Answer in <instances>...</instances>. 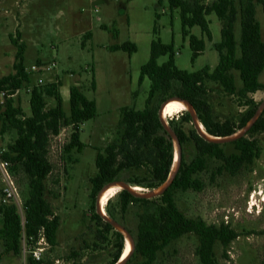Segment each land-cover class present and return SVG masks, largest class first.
<instances>
[{"label":"rangeland","instance_id":"obj_1","mask_svg":"<svg viewBox=\"0 0 264 264\" xmlns=\"http://www.w3.org/2000/svg\"><path fill=\"white\" fill-rule=\"evenodd\" d=\"M199 1L209 4L213 0ZM246 2L247 0H234L238 10ZM91 3L92 0H83V5L78 9L90 20L86 28L78 26L65 29L63 21L66 19L67 11L61 6L47 9L40 19L31 22L32 32L26 41L25 63L29 66L26 70L41 63L54 62L55 67L51 71L29 72V82L24 83L13 97L15 104L22 108L23 114L29 115L28 102L31 91L34 88L44 89L50 83L57 85L60 79L61 90L67 96L63 99V110L67 117L69 101L65 91H68V88L75 83L81 86L83 94L89 100L95 101L97 115L81 126L80 142L83 149L80 153L76 150L65 152L73 130L71 125L62 123L59 134L51 136L49 140L47 159L51 164V172L45 180V197L53 213L59 217L60 225L56 232V244L48 245L41 232L37 237L30 239L23 234L19 253L14 254L8 252L0 241V264H35L33 262L112 264L118 242L114 232H120L124 239L126 234L117 226H114L112 231L104 232L93 219L97 211L90 210L89 180L97 173L95 166L97 153L103 152L107 144L116 138L120 109L130 107L143 110L145 108L150 81L144 78L142 83H139V75L141 66L149 59L151 41L158 37L165 44L172 43L175 53L174 62L181 70L195 72L209 66L212 71L218 63V53L214 49V44L221 38V22L213 13L206 16L212 36L211 41L206 39L199 27L194 26L190 30L191 34L205 40L202 55L192 63L188 38L182 36L179 13L169 8L167 0H162L161 3L159 0H97L94 4ZM254 3L255 18L260 24L261 39L264 42V13L256 0ZM239 20L238 17L234 26L237 42L240 39ZM102 24L106 25L107 29L100 28ZM154 26L157 36L153 34ZM81 29L91 33V38L85 47H81ZM114 30L117 33L116 37H114ZM12 37L18 40L17 33H13ZM4 42H7V38L1 34L0 44ZM125 42L136 45L137 51L131 56L123 51L109 52L106 49L107 46ZM16 53L17 48L10 43L8 57L0 59L2 66L0 78L15 73ZM167 59V56H161L157 62L163 64ZM55 73L58 74L57 77ZM232 74L236 88L239 89L238 73L232 71ZM39 78L43 81L41 85H37ZM93 80L94 90L91 89ZM259 81L264 84V71L259 75ZM207 87L206 98L212 108L214 121L237 120L238 115L245 110L242 106L244 101L236 95L225 93L216 83H208ZM170 94L174 96V93L170 92ZM250 98L259 106L264 102L262 92H256L250 95ZM45 101L46 109L55 106V100L52 97L45 96ZM3 102V96L0 95V115L3 111ZM184 112L168 118L166 125L170 128L171 119L176 124L179 123ZM186 112L194 114L196 118L194 111ZM182 126L185 132L195 129L192 123ZM0 134L2 148L7 152L16 138V132L12 128H3L2 119H0ZM257 138L261 148L259 158L252 164H245L235 176L224 173L213 178V173L220 163L209 161L206 171L198 175L205 185L202 191L175 193L176 205L186 217L201 218L207 225L226 224L239 234L226 248L220 244L215 245L214 252L218 264H264V132ZM189 148L185 149L186 160L190 159ZM10 164L19 188L20 206H22L28 194V178L20 166H14L11 162ZM138 176L127 173L122 179L128 181ZM119 192L109 200L106 207L111 216L107 214L106 216L119 227H121L120 224L124 225L128 229L125 231L133 242L136 237L135 212L137 210L132 207L129 212L122 213ZM146 193L150 192L146 191ZM15 208L18 214H21L19 206ZM21 220L24 223V214ZM1 226L0 217V228ZM197 248V237L193 234L184 235L159 252L153 264H200L196 254ZM37 249H41L40 260H35L32 255V252ZM136 261L137 259L133 257L129 264Z\"/></svg>","mask_w":264,"mask_h":264},{"label":"trees","instance_id":"obj_2","mask_svg":"<svg viewBox=\"0 0 264 264\" xmlns=\"http://www.w3.org/2000/svg\"><path fill=\"white\" fill-rule=\"evenodd\" d=\"M161 1L159 0L160 3ZM167 2L171 10L179 13L182 36L188 38L192 63L202 55L205 40L191 34L190 30L194 26L199 27L206 39L211 41L206 16L211 13L216 15L221 22V38L214 44L218 63L212 71L209 66L195 72L181 70L175 65L172 43L165 44L158 37L151 41L149 59L141 66L139 75V83L144 78L150 81L145 108L120 109L116 138L107 144L103 152L96 155L97 173L89 180L90 210L96 212L97 194L107 185L121 183L128 188L139 187L144 196L134 194L127 188L118 194L122 213L129 212L132 207L137 210L134 248L125 264H129L133 257L137 259L133 264H153L159 252L187 234H193L198 239L196 254L200 264H218L215 245L220 244L226 248L239 234L226 224L207 225L201 218L186 217L176 205L175 193L202 191L205 185L198 175L206 171L209 161L220 163L213 173L214 178L224 173L235 176L245 164H252L258 159L261 148L257 136L264 132V107L244 134L228 141L207 140L195 129L185 132L182 125L192 123V115L186 111L181 115L179 123L176 124L171 119L170 128L166 129L158 116V110L165 100L175 97L191 106L208 135L227 138L236 134L252 120L258 110L259 104L250 95L256 92L264 94V84L259 81V75L264 71V42L261 39L260 24L255 18L254 0H247L240 10L234 0H213L209 4L199 0ZM256 2L261 5L264 13V0ZM238 17L239 42L236 41L234 33ZM153 34L157 36L155 26ZM116 35L114 32V37ZM11 42L17 48L15 73L0 78V95L4 93L0 119L3 128L15 130L16 138L2 158L21 167L28 178V194L23 205L24 223L15 206H0V241L8 252L18 254L23 234L30 239L41 232L48 245L56 244L59 217L53 213L45 197V180L51 172V164L47 159L49 140L51 136L59 134L62 123L71 125L73 130L65 152L76 150L80 153L83 149L80 142L81 126L96 117L97 109L95 101L87 99L79 86H71L67 117L57 85L50 83L44 89L34 88L31 91L30 115L23 114L22 108L15 105L13 95L24 83L29 82L30 73L24 66L23 45L17 39H11ZM108 49L111 52L123 51L129 56L137 51L136 45L131 42L114 44ZM161 56H167L168 59L165 63L158 64L157 60ZM232 71L238 73L239 89L236 88ZM208 83H216L225 93L236 95L244 101L242 106L245 110L238 115L237 120L214 121L212 108L206 98ZM91 87L94 89V80ZM44 96L53 97L55 107L46 109ZM169 131L179 143L181 162L169 184L153 195L150 193L160 188L172 172L174 150ZM187 147H190L189 160L184 155ZM127 173L139 176L125 181L122 178ZM108 203L109 201L106 206ZM106 206L105 212L111 216ZM93 217L104 232L114 229L113 221L109 222L97 213ZM120 226L128 231L124 225ZM114 234L118 237V242L112 264L119 261L124 250L123 235L118 231Z\"/></svg>","mask_w":264,"mask_h":264},{"label":"crops","instance_id":"obj_3","mask_svg":"<svg viewBox=\"0 0 264 264\" xmlns=\"http://www.w3.org/2000/svg\"><path fill=\"white\" fill-rule=\"evenodd\" d=\"M96 1L97 0H92L91 4H94ZM81 5H83V0H0V35L2 34L6 36L7 38V42L0 44V59L8 57L7 51L10 49V43L12 44L11 39H14L12 37V34L17 33L18 42L23 45L24 66L25 68H29V66H27L25 63V54L27 50L26 41L32 32L31 22L33 20L40 19L41 15L46 13L47 9L54 7V6L55 7L61 6L62 8H64V10L67 11L66 19L63 21L65 29L67 28L71 29L72 27H78V26H83L84 28H86L87 23L90 20L87 17H85L84 14H81L78 11ZM97 19L99 20V18ZM100 28L107 29V26L102 24L100 25ZM83 30L84 29L80 30L82 32L79 31L82 34L81 47H85L87 41L91 38L90 31H86V30L83 31ZM114 32L116 31L114 30ZM108 47L109 46H107L106 49L109 51ZM36 61H40V59H36ZM54 75L56 77L58 76V74L56 73ZM59 81L57 82L58 83L57 91L62 97V106H63V99H65L67 96L63 94L64 92H62L61 90L62 84H60ZM71 86H79L81 88V86L78 83H75ZM70 87L68 88V91H65L66 92L65 94L68 95V101H69ZM94 89H95V82H94ZM81 91H82V88H81ZM29 100H30V96H29ZM44 100H45V96H44ZM55 105H56V102H55ZM53 107H50V108H53ZM29 115L27 114V116Z\"/></svg>","mask_w":264,"mask_h":264},{"label":"built area","instance_id":"obj_4","mask_svg":"<svg viewBox=\"0 0 264 264\" xmlns=\"http://www.w3.org/2000/svg\"><path fill=\"white\" fill-rule=\"evenodd\" d=\"M55 67V63H49V64H35L33 65L29 70H26L28 73H38V72H45V71H51ZM2 70V66L0 65V72ZM43 83L42 79L39 78L37 80V85H41ZM15 95V94H14ZM13 95V97H14ZM1 96H4V93H1ZM5 152V149L2 148V136L0 134V181H1V187H0V206H10L13 205L15 207L19 206V210L21 211V214L19 215L22 217L24 212V206H20L21 200H20V192L19 188L16 184V181L14 179L13 173L11 171V164L9 161L2 158L3 153ZM23 207V208H22ZM33 257L35 260H40L41 258V249H37L36 251L32 252Z\"/></svg>","mask_w":264,"mask_h":264},{"label":"water","instance_id":"obj_5","mask_svg":"<svg viewBox=\"0 0 264 264\" xmlns=\"http://www.w3.org/2000/svg\"><path fill=\"white\" fill-rule=\"evenodd\" d=\"M171 100H174V99H167V100H165V101L160 105L159 110H158V116H159V118H160V120H161L163 126H164L166 129H168V126L166 125V122L162 119V111H163L164 106H165L169 101H171ZM176 100H180V99H176ZM180 101L184 102V103L187 105V110H188V111H193L192 108H191V106H190L186 101H183V100H180ZM263 107H264V102H262V103L260 104V106H259L258 110L256 111V113H255L254 117L252 118V120H251V121H250V122H249V123H248V124L242 129V130H240V132H237L238 134H236V136H230V137H227V138L211 139V138H210V135H208V134L205 132V130L202 131V130L199 128V126H198V120L195 118L194 114H192V124H193L195 130L197 131V133H198L201 137H203V138H205V139H207V140L228 141V140L234 139V138L237 137V136H240V135L244 134L245 131L248 129V127H249V126H250V125H251V124H252V123L258 118V116H259V114L261 113V110H262ZM169 136L171 137L172 141L175 142L176 145H177V160H176V165H175V168L172 170L169 179H168V180H167V181H166V182H165L160 188H158L157 190H154L152 193H150V194H153V195H155V194L159 193L160 191H162V190H163V189L169 184V181H170V180L172 179V177L175 175V173H176V171H177V169H178V167H179V165H180V162H181V149H180L179 143H178L177 139L175 138L174 134H173L171 131H169ZM211 137H212V136H211ZM173 149H174V146H173ZM173 155H174V154H173ZM173 162H174V156H173ZM172 167H173V166H172ZM114 184H119V185L121 186L122 189L127 188L129 191L133 192L134 194H137V195H139V196H144V193H137V192H134V191H132L130 188H128L127 186H124V185L121 184V183H114ZM114 184H111V185H114ZM111 185H107V186H105V187H104V188H103V189L97 194V197H96V211H97V213H99V204H98V202H99V197H100L101 193H102L105 189H107L109 186H111ZM150 194H149V195H150ZM99 214H100V213H99ZM102 217H103L105 220L111 222V221L108 219L107 216H102ZM112 224H113L114 226H117L118 228H120L123 232H125L126 237H127L128 240L131 242V250H130L129 254H128L123 260H120V259H121V258H120L119 261L116 263V264H125V262H126L127 259L129 258V256H130V255L132 254V252H133V248H134V246H133V242H132V240H131L129 234H128L123 228L119 227V226L116 225L114 222H112Z\"/></svg>","mask_w":264,"mask_h":264},{"label":"bare ground","instance_id":"obj_6","mask_svg":"<svg viewBox=\"0 0 264 264\" xmlns=\"http://www.w3.org/2000/svg\"><path fill=\"white\" fill-rule=\"evenodd\" d=\"M183 111H187V105L180 101V100H171L169 101L163 108V111H162V119L166 122V120L172 116H174L175 114H178V113H181ZM198 126L199 128L204 131V128L202 126V124L200 122H198ZM240 132V131H239ZM238 134V133H236ZM236 134L232 135V136H236ZM211 139H218V138H215V137H211ZM173 146H174V162H173V167H172V170L175 168V165H176V160H177V145L175 142H173ZM132 191L134 192H141L142 189L139 188V187H129ZM121 189V186L119 184H114V185H111L109 186L107 189H105L100 197H99V213L101 216H106V212L104 210L107 202L113 198V196L115 194H117ZM254 205V204H253ZM125 241V248H124V252H123V255H121V259L120 260H123L130 252L131 250V243L130 241L128 240L127 237H125L124 239Z\"/></svg>","mask_w":264,"mask_h":264}]
</instances>
